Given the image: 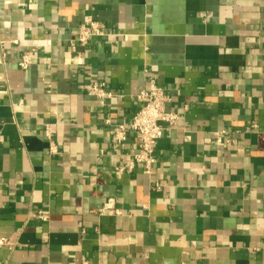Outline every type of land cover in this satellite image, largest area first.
<instances>
[{"label": "crops", "instance_id": "0c3cea01", "mask_svg": "<svg viewBox=\"0 0 264 264\" xmlns=\"http://www.w3.org/2000/svg\"><path fill=\"white\" fill-rule=\"evenodd\" d=\"M152 80L178 118L146 172L113 125ZM2 238L0 264H264V0H0Z\"/></svg>", "mask_w": 264, "mask_h": 264}, {"label": "built area", "instance_id": "2783aa9c", "mask_svg": "<svg viewBox=\"0 0 264 264\" xmlns=\"http://www.w3.org/2000/svg\"><path fill=\"white\" fill-rule=\"evenodd\" d=\"M98 34H102L101 26L90 19L87 23L80 26L78 40L81 44H86L93 36ZM31 61V55L26 53L23 55L19 65L27 68ZM87 90L89 93L97 94L98 96L110 94L104 90L103 82L94 83ZM137 98L141 101V105L133 115L132 121L130 123H115L113 125V135L118 144H123L127 139L128 132L135 133L141 148V153L136 156L135 160L142 164L146 172H149L156 161V142L162 137L166 127L174 125L178 115L175 111L166 108L169 97L165 93L164 88L154 80L139 91ZM106 121L110 122L109 119ZM218 141L223 143L220 137H218ZM132 163L128 166L132 167ZM125 167L121 166L119 169L123 170ZM106 208H113L112 199L107 200L101 210ZM113 209L115 213H120L119 209ZM40 215L46 218V215L41 212ZM0 242L3 243L4 239L2 238Z\"/></svg>", "mask_w": 264, "mask_h": 264}]
</instances>
